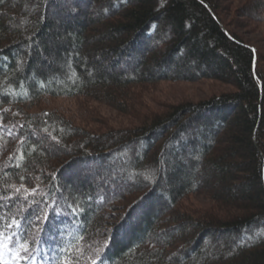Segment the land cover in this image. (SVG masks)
Instances as JSON below:
<instances>
[{
    "label": "trees",
    "instance_id": "16d2710c",
    "mask_svg": "<svg viewBox=\"0 0 264 264\" xmlns=\"http://www.w3.org/2000/svg\"><path fill=\"white\" fill-rule=\"evenodd\" d=\"M72 1L0 2V124L7 126L0 128V196L5 197L0 228L15 217L21 223L17 231L23 230L24 218L36 206L29 203L39 201L51 223L34 219L27 225L30 250H21L27 263L37 258L42 264H91L100 247L96 242L107 239L100 253L103 264H264V56L222 21L230 0H98L105 19L87 16L67 23V29L57 28L51 8L65 4L74 8L75 17L82 15L79 2L71 6ZM246 9L241 18L260 21L264 0H249ZM88 29H98L102 38L88 37ZM149 42L155 44L149 51L153 64L172 65L181 79L221 83L234 92L165 106L157 114L148 105L151 95L140 92L164 76L161 70L152 65L145 74L127 76L108 73L101 63L105 57L111 70L117 68L131 60L130 49H146ZM95 52L99 70L89 68ZM130 88L140 92L135 96ZM46 98L103 102L121 114L133 112L134 118L141 109L149 118L141 128L102 135L97 129L105 124L96 123L91 132L85 114L78 118L82 126L52 111L31 112ZM223 141V153L217 155ZM189 148L199 150L197 156L188 155ZM96 161L103 171H110V164L123 165L137 184L108 174L81 182V191L66 186L70 166ZM12 185L36 193L26 194L23 187L16 193ZM117 189L118 197H110ZM193 196L206 198L218 219L190 213L185 204ZM77 203L79 214L72 216L67 205ZM142 205L149 214L140 232L130 218ZM54 210L60 215L53 216ZM163 211H170L164 221L171 220L178 237L168 235L166 227L162 240L151 231ZM202 235L223 238V249L212 246L204 255V240L197 239ZM79 236L84 240L78 242ZM56 241L65 250L49 252Z\"/></svg>",
    "mask_w": 264,
    "mask_h": 264
},
{
    "label": "rangeland",
    "instance_id": "374dc122",
    "mask_svg": "<svg viewBox=\"0 0 264 264\" xmlns=\"http://www.w3.org/2000/svg\"><path fill=\"white\" fill-rule=\"evenodd\" d=\"M77 2H79V4ZM248 2L249 0H230L229 8H227V11H225L224 15L221 16L222 21L225 22L227 26L232 27V29L237 32V34L240 36V38L243 41H245L254 50L259 51L264 56V16L262 14L260 15V17L262 18V20L260 21H257L256 18H241L240 17L242 16V13H245L247 11L246 5ZM74 4H76L78 8L81 9L82 11V15L79 17L74 16L75 11H73L74 9L73 7L68 8V6H65V4H63L62 7L58 5L57 7L51 8V10L49 11V14L52 12L54 13V16H52V21L53 23H55V26L57 28L60 26V29L61 28L64 29V27L65 29H67L68 27L67 23H69L70 25H73L77 23L78 21L84 20V18L87 16H89V19L91 20L93 19V21L95 22L96 21L99 22L103 18L105 19L107 17L105 12H103L102 9L99 7L98 0H73L72 4L70 5L74 6ZM69 15H73V16H69ZM76 20L78 21L76 22ZM84 22L85 21L81 22V24ZM87 26L89 25L88 24L85 25L86 28H88ZM89 30L90 29H88V32H87L88 37L90 36L94 37V40L100 39L101 34H98V32H96L98 31V29H95V30L91 29L90 32ZM167 33H165V28H164L163 35H165V38L168 41L170 36L168 37ZM150 45L155 46V44H152L149 42L148 47H146V49L142 48L141 46H137L135 50H133V48L130 49L129 53H127V59H131L132 61L126 60L124 63H120V65L117 68H114L112 70H111L112 65L109 59L104 57L101 59V63H103L102 67H104L106 72L124 73L127 76L135 75L137 71H139V73L141 74H145V69L148 66H152V65L153 67H150L152 68V70L154 69L161 70V73H163L164 75V76H160L162 80L157 79L153 81L151 86L148 85L146 87L144 85L145 87L141 89V92L139 89L134 90L133 88H130V90L133 92L135 96L138 95L137 93L139 92L142 95H146V97H149V95H151L150 101L152 102H149L150 104L148 105L151 109L156 111L157 114H160L163 107L165 106L175 107L180 104H189V103L194 104V103L204 102L214 96H219V95H224V94H229V93L232 94L234 92V88L227 86L225 84H221V83L211 82L207 80L205 81L196 80L195 82H191V81H188L187 79H181L180 77H178L179 75L177 74V71L179 68L173 67L172 65L171 66L168 65L165 68L163 64H160V63H158L157 65L153 64V61L151 60V58L154 55L149 53V51L152 50L153 47L152 49H150L151 47ZM157 48H160L161 50L160 46H158ZM155 52H158V51L155 50ZM94 55H95V59H93L94 61H91L92 64L90 63L89 68L91 67V68H96L99 70L100 67L97 64V61L98 59H100V56L98 54L96 55V52ZM50 60L52 61L51 58ZM45 100H46L45 103L39 104L40 106H37V108H33L31 112L42 113L44 110L52 111V112H55L56 115L60 114L64 116L66 119H72V122H75V124L77 125L79 124L82 126L84 124L81 123V121L78 120V118L80 119L82 115L85 114V118H83V121L87 122L86 124L88 126L86 129L88 130L90 129L91 132H94V130H96L95 128L99 127V126H96V123L105 124V128L99 127L97 129V131H99L102 135L107 134L109 131H114V130L116 131V130L127 129V128H130L128 130H131V129H135L139 127L141 128L145 125L144 121L147 118H149L148 116H146V119L142 117L144 116V114H142L141 109H139V111L137 110L140 116L137 114L139 117L134 118V116H132L133 112H128L126 115H124V114L119 113V111L117 110V107L110 105V104H105L103 102L102 103L93 102V104H90V102L87 103L85 100L75 99V98H55V99L46 98ZM86 104L88 105V108L86 107L87 106ZM113 107H115L116 109H114ZM219 139L224 140L223 134H220ZM34 140L36 139L34 138ZM48 140L49 142H51V139H48ZM160 144H162V142ZM224 145L225 144L223 141V145H222L223 147L221 146L219 148L217 147L218 148L217 155H220L223 153V149L225 148ZM192 149L191 148L188 149L187 151L189 152L188 155L197 156L199 150L192 151ZM136 153L139 155L138 150L133 152V154H136ZM138 155H135L132 158L130 157L132 165L134 164V159L140 156ZM125 157L129 159L128 156H125ZM122 166L123 165L113 167L110 164L109 169H108L110 171H103L100 164L97 163V161L96 163H88V164L85 163L81 166L72 165V168H70L71 166L69 168L67 167L68 168L67 170L69 171L70 169V171L68 173L66 171L65 173L66 174L65 183H66V186H73L74 190L81 191V182L88 181L92 183V182L100 180L99 177H102L103 175L108 176V174H111L114 180H117L118 176L122 178L124 177L123 178L124 180H126L127 178L129 182H132V186H135L137 184L136 179H134L133 181H130V178H131L130 176H132L130 170L128 169L127 171H123ZM126 167H128L127 164H126ZM195 171H199V170H195ZM198 175L199 174L195 175L196 178L198 177ZM121 181L123 180H120V182ZM122 186L126 187L124 183L122 184ZM119 193L121 192H119V190L117 189V191L113 192V194L110 195V197H113V196L114 198L118 197L117 195ZM148 198H146V200ZM165 202H167L168 204L167 200H165ZM111 204H114V203L112 202ZM185 206H186V209L189 210V212L192 214L204 213L208 217H211L212 219H218L217 218L218 214H216L212 209L209 208L211 207L209 201L206 200V198H202L201 196L190 198L189 204L186 202ZM143 207L144 206L142 205L141 210L136 211L134 214H132L130 218V221L134 224L135 228H137V230L140 232L141 231L143 232V229H142V225L144 224L143 219H145L149 214L146 208L143 210ZM105 212L107 213L108 210ZM169 212L170 211L165 213L163 211L161 214H158L157 224L151 229V231L158 236V239L162 240L164 235H166L165 234L166 232L164 230L165 227L170 229V230L167 229L168 235L169 233L173 232L176 234L177 237L179 236L177 233L178 231L174 230L173 227H171L172 226L170 222L171 220L164 221L165 216ZM177 230H179L178 227H177ZM118 233L122 234V232L120 233V231ZM197 239L199 241L204 240L203 241L204 255H207V253L211 251L212 246L217 247L218 250L223 249L221 248L220 245L225 241L223 238L219 239L218 236L215 241L213 240L214 238L212 235L211 236L208 235V237H205L204 235H202V236H199ZM203 249H200V250L202 251ZM5 259L8 261V264H25V263H22V260H17L16 258H14L12 253L10 252L5 253ZM177 259L182 261V258H177ZM27 264H42V263H40V261H38V259L36 258L31 263H27Z\"/></svg>",
    "mask_w": 264,
    "mask_h": 264
},
{
    "label": "snow or ice",
    "instance_id": "6c2138e0",
    "mask_svg": "<svg viewBox=\"0 0 264 264\" xmlns=\"http://www.w3.org/2000/svg\"><path fill=\"white\" fill-rule=\"evenodd\" d=\"M2 2V0H0ZM3 117L0 116V120H2ZM7 127L6 125L0 124V128H5ZM12 127H15L14 125ZM44 132H47L48 129L45 128L43 129ZM8 135H11V131L9 129ZM3 137L0 136V140H2ZM53 140H56V137H52ZM22 142V141H21ZM59 142V141H57ZM20 160L24 159L23 154L20 155L19 157ZM19 167V164L16 165ZM55 177H53L54 179ZM23 179V177H21ZM12 188L15 189L16 193L21 192V187H23V191L26 194H31L35 195L36 189L33 188L31 192H29V189L27 187L21 186V187H16V185H12ZM58 187V186H57ZM0 199H5V197L0 196ZM23 199H27V195L23 196ZM32 204H35V207H32L31 212L24 218L25 220V227L21 231H17L21 229V223L19 220H17L15 217H13L10 222H8L6 225H4L2 228H0V264H8V261L5 259V253L10 252L12 253L13 257L16 258L17 260H25V264H27V259L21 255V250L24 253H27L30 249L28 246V239L26 233L30 231L27 228L28 224H32L33 220H41L42 222H48L51 223L48 219L49 213L47 208H41L40 207V202L39 201H32L29 203V206L31 207ZM71 209V215L75 216L78 215L79 212V204L77 203L75 206L73 204H68L67 205ZM0 207H3V205H0ZM6 215V214H5ZM53 216H59L60 213L56 212L55 210L52 212ZM5 218L4 215H0V220H3ZM8 229H12V231H8ZM42 231V229L40 230ZM53 239H55L53 237ZM78 242L83 241L84 237L79 236L77 237ZM97 244H100V247L95 248L94 251L96 255L94 257H91V264H97V261L100 260V264H103V260L100 257V253L103 251L105 247L108 245V240L105 239L103 242H96ZM88 247H91L90 245ZM57 249L59 250H65L62 248L60 245L59 241H56V247L55 248H49V252H55ZM82 248H77V251L82 252ZM65 264H68L67 261H65Z\"/></svg>",
    "mask_w": 264,
    "mask_h": 264
}]
</instances>
